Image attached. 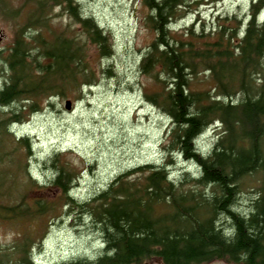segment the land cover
Listing matches in <instances>:
<instances>
[{
    "label": "trees",
    "instance_id": "obj_1",
    "mask_svg": "<svg viewBox=\"0 0 264 264\" xmlns=\"http://www.w3.org/2000/svg\"><path fill=\"white\" fill-rule=\"evenodd\" d=\"M217 1L142 0L149 11L145 23L155 36L140 70L161 88L146 94V99L172 123L163 145L169 152L165 164L137 167L130 174L144 173L141 180L130 181L126 173L80 202L70 195L79 172L55 153L47 163L54 171L51 186L58 192L54 201L40 198L8 208L18 219L44 221L48 213L60 217L64 206L89 218L104 248L95 260L74 259L67 264H264V22L258 25L255 20L264 0L251 6L242 36L237 25L224 23L228 18L217 26L211 41L198 40L203 46L196 42L193 25L184 34L170 31V24L191 4ZM35 4L39 11L62 8L80 26L82 39L72 35L43 41L38 33L26 41L27 28L36 26L39 19L47 22L45 12L39 19L35 13L30 15L28 26L17 32L4 59L8 76L0 86L1 108L21 99L28 105L17 106L0 121L3 135H8L11 122L23 121V108L35 112L42 99L63 96L66 91L69 95L89 78L87 44L100 55L111 54L108 36L82 12L78 0H36ZM0 11L14 17L19 12L7 0H0ZM201 68L211 74L214 94L210 89H192ZM216 121L222 125V135L202 154L196 139ZM18 142L29 149L28 139ZM177 155L193 162L195 170L194 175L179 172L176 182L166 164H174L172 158ZM252 173L260 176L261 184L256 199L244 210L237 196L241 180ZM0 214L8 218L7 213ZM33 244L32 231L26 228L10 249L0 252V264H33Z\"/></svg>",
    "mask_w": 264,
    "mask_h": 264
},
{
    "label": "rangeland",
    "instance_id": "obj_2",
    "mask_svg": "<svg viewBox=\"0 0 264 264\" xmlns=\"http://www.w3.org/2000/svg\"><path fill=\"white\" fill-rule=\"evenodd\" d=\"M7 1L19 12L16 18H12L0 11V31L4 34L0 43V86L8 76L4 61L8 49L12 48L17 32L28 26V11L34 8L29 0ZM256 1L222 0L216 4H191L170 25V29L173 33L184 34L193 25L196 42L203 46L204 43L198 40L211 41L217 26L227 16L228 21L224 23L233 27L237 25V31L243 32L247 22L245 17ZM78 2L82 12L93 17L109 35L112 53L102 57L95 46L88 44L85 64L91 75L87 82L82 80L68 96L66 91L65 97L42 99L39 103L42 108L29 116H25L26 110L22 109L25 122L8 125V135L0 132V206L5 210L3 212L0 207V212L8 215L6 218V214H0V252L10 249L22 231L30 228L34 240L30 252L39 264L95 260L103 248L101 236L90 219L76 210H68L67 206H64L60 217L48 213L44 221L18 219L8 212L10 205H18L21 201L24 206L29 200L40 198L54 201V190L41 193L34 183L47 184L52 178L54 171L47 163L55 151H64L61 154L79 172L72 195L80 202H86L93 194L105 190L116 177L126 173L131 175L128 177L130 181L141 180L144 173H130L145 164L165 163L168 157L162 144L167 140L171 123L162 110L146 99V94L161 88L156 80L140 70L141 60L155 36L145 23L149 13L147 7L142 0ZM44 12L47 22L27 28L26 39L38 33L42 34V40L59 35L71 38L72 34L82 39L78 24L60 14L59 10L45 8L43 16ZM261 17L264 18V10ZM88 83L90 86H83ZM191 87L199 91L210 89L212 94L215 93L211 74L202 68ZM67 99L72 101L69 110L64 107ZM21 105L27 106L28 102L21 99L8 108L0 107V121L6 120L7 114ZM222 130L220 125L216 130L208 127L203 131L196 140L199 152L206 154L218 135H222ZM22 137L28 138L30 149L18 142ZM173 160L168 172L176 182L181 178L179 172H194V167L178 156ZM260 184V176L255 173L241 180L237 200L242 209L247 210L251 206Z\"/></svg>",
    "mask_w": 264,
    "mask_h": 264
},
{
    "label": "water",
    "instance_id": "obj_3",
    "mask_svg": "<svg viewBox=\"0 0 264 264\" xmlns=\"http://www.w3.org/2000/svg\"><path fill=\"white\" fill-rule=\"evenodd\" d=\"M69 107H70V103L67 102V103H66V108L69 109ZM210 264H225V263L220 262V261H216V262H213V263H210Z\"/></svg>",
    "mask_w": 264,
    "mask_h": 264
},
{
    "label": "bare ground",
    "instance_id": "obj_4",
    "mask_svg": "<svg viewBox=\"0 0 264 264\" xmlns=\"http://www.w3.org/2000/svg\"><path fill=\"white\" fill-rule=\"evenodd\" d=\"M163 140V139H162ZM76 179V178H75ZM74 208V207H73ZM35 248V247H34ZM155 260V259H154Z\"/></svg>",
    "mask_w": 264,
    "mask_h": 264
}]
</instances>
